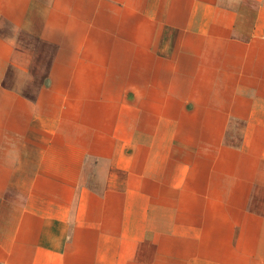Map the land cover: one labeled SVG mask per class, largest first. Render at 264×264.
Returning <instances> with one entry per match:
<instances>
[{
    "label": "crops",
    "instance_id": "crops-1",
    "mask_svg": "<svg viewBox=\"0 0 264 264\" xmlns=\"http://www.w3.org/2000/svg\"><path fill=\"white\" fill-rule=\"evenodd\" d=\"M0 264H264V0H0Z\"/></svg>",
    "mask_w": 264,
    "mask_h": 264
}]
</instances>
